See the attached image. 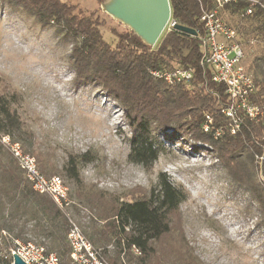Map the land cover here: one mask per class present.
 Masks as SVG:
<instances>
[{"label": "trees", "instance_id": "1", "mask_svg": "<svg viewBox=\"0 0 264 264\" xmlns=\"http://www.w3.org/2000/svg\"><path fill=\"white\" fill-rule=\"evenodd\" d=\"M3 2L35 23L61 30L70 40L67 65L75 85L96 84L122 108L131 131L129 163L145 170L153 167L162 152L155 133L171 130L169 137H190L207 144L231 179L254 198L264 226V185L253 177L254 158L264 152V0H232L219 9L220 17L224 14L233 21V26L227 27L235 31L240 46L252 39L260 42L249 70L256 87L251 103L259 106L263 115L258 121L242 117L234 134L230 133V119L222 112L229 103L225 86L213 82L208 69L201 65L204 29L199 17L202 10H213L217 0H169L171 19L196 35L171 29L163 32L152 48L127 28L122 32L111 29L114 42H106L99 16L83 11L78 4L61 0ZM250 6L251 14L246 15ZM176 68L192 72L187 86L168 85L149 73ZM13 97L0 92V136L19 142L24 152L34 155L44 176L58 174L64 185H71L70 197L77 201L71 209L74 218L83 219V208L98 211L97 216L85 224L80 220L78 225L110 264H200L187 250L181 227L175 226L179 207L186 200L181 189L161 175L146 195L132 201L101 192L103 196H97L92 187L85 191L79 169L92 163L93 156L70 152L60 165L53 161L13 109ZM206 116L211 122L205 132ZM218 130L221 134L216 136ZM261 171L264 181V162ZM68 229L63 213L49 197L31 189L16 161L0 144V230L23 242L34 239L47 253H55L60 264H72ZM132 249L139 253L135 258Z\"/></svg>", "mask_w": 264, "mask_h": 264}, {"label": "rangeland", "instance_id": "2", "mask_svg": "<svg viewBox=\"0 0 264 264\" xmlns=\"http://www.w3.org/2000/svg\"><path fill=\"white\" fill-rule=\"evenodd\" d=\"M61 1L96 13L106 42H114L111 29L125 30L103 14L95 0ZM223 15L225 25L232 27L233 21ZM241 46V65L252 75L249 65L260 42L252 39ZM69 50L70 40L61 30L35 23L0 0V92L13 94V109L33 131L42 152H48L59 165L66 153L88 152L93 162L79 169L85 191L92 187L97 196L103 193L122 201L146 195L162 175L186 194L175 226L181 227L187 250L200 264H264L259 206L245 187L231 179L212 148L190 137H169V130L155 133L162 152L150 170L129 163L131 131L122 108L96 84L75 85L67 65ZM24 153L36 160L34 155ZM260 156L254 158L253 177L264 185L262 166L257 163ZM65 186L71 203L66 213L80 228V220L85 224L98 211L83 208V219L74 218L71 209L77 201L70 197L71 185ZM1 231L13 238L7 230ZM2 242L5 248L11 245L10 240L3 238ZM28 242L38 244L34 239ZM132 254L135 258L139 253L132 249Z\"/></svg>", "mask_w": 264, "mask_h": 264}, {"label": "built area", "instance_id": "3", "mask_svg": "<svg viewBox=\"0 0 264 264\" xmlns=\"http://www.w3.org/2000/svg\"><path fill=\"white\" fill-rule=\"evenodd\" d=\"M230 1L232 0H217V5L213 10L201 11L199 21L204 29V34L200 38L201 65L208 69L213 82L225 86L229 103L222 112L230 119V133L234 134L240 129L242 117L258 121L263 112L259 106L251 103V97L255 93L256 87L252 75L241 65L244 53L242 47L236 42L235 31L227 27L219 15V9ZM251 8L250 6L247 9L246 15L251 14ZM175 25L176 23L170 17L166 26L167 31L174 29ZM149 73L154 79L162 80L171 86L174 84L187 86L192 80V72L180 68L170 71L151 70ZM210 122L211 118L206 116V122L203 124L205 132L209 129ZM220 134L219 130L215 133L216 136ZM0 143L16 161L25 180L30 183L31 189L37 194L49 197L66 217L69 224L67 243L71 261L74 264H110L102 250L91 245L81 229L66 213L71 203L68 199V188L61 179L57 176L45 177L39 171L36 160L25 154L19 144L12 142L8 136H1ZM258 159V165L262 166L264 152ZM3 238L6 241L10 240V247L3 246ZM13 254L25 264H60L57 255L47 253L42 245L21 242L19 239L12 238L5 231H1L0 264H13Z\"/></svg>", "mask_w": 264, "mask_h": 264}, {"label": "water", "instance_id": "4", "mask_svg": "<svg viewBox=\"0 0 264 264\" xmlns=\"http://www.w3.org/2000/svg\"><path fill=\"white\" fill-rule=\"evenodd\" d=\"M100 10L113 21L130 30L140 41L152 48L170 19L169 0H102ZM174 30L195 36L189 28L175 25ZM13 264H25L13 254Z\"/></svg>", "mask_w": 264, "mask_h": 264}]
</instances>
